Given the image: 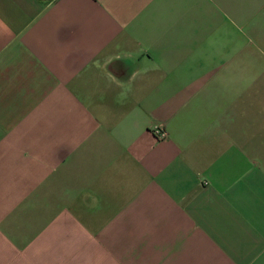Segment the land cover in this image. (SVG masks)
Returning a JSON list of instances; mask_svg holds the SVG:
<instances>
[{
	"label": "crops",
	"instance_id": "0c3cea01",
	"mask_svg": "<svg viewBox=\"0 0 264 264\" xmlns=\"http://www.w3.org/2000/svg\"><path fill=\"white\" fill-rule=\"evenodd\" d=\"M0 264H264V0H0Z\"/></svg>",
	"mask_w": 264,
	"mask_h": 264
},
{
	"label": "clouds",
	"instance_id": "9594fccd",
	"mask_svg": "<svg viewBox=\"0 0 264 264\" xmlns=\"http://www.w3.org/2000/svg\"><path fill=\"white\" fill-rule=\"evenodd\" d=\"M117 58H118V57H117ZM109 62H110V61H109ZM140 71H145V70H140ZM138 74H139V72H137V73H133V75H132V77H131L130 79H135V76L138 75ZM109 80H110V83L115 84L117 87H120V88H122V89H125V92L131 90V88H130V84L128 85L127 88H125V85L123 84V82L119 81V80H118L116 77H114V76H109ZM124 94H125V93L122 92V93H121V96H123Z\"/></svg>",
	"mask_w": 264,
	"mask_h": 264
},
{
	"label": "built area",
	"instance_id": "2783aa9c",
	"mask_svg": "<svg viewBox=\"0 0 264 264\" xmlns=\"http://www.w3.org/2000/svg\"><path fill=\"white\" fill-rule=\"evenodd\" d=\"M156 132H157L159 138L164 137V132H163V131H161V130H156Z\"/></svg>",
	"mask_w": 264,
	"mask_h": 264
}]
</instances>
